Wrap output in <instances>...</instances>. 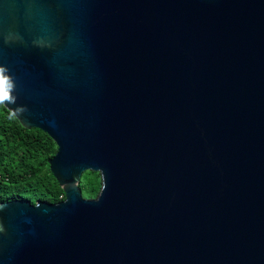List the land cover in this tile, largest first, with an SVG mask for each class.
I'll return each instance as SVG.
<instances>
[{"label": "water", "instance_id": "1", "mask_svg": "<svg viewBox=\"0 0 264 264\" xmlns=\"http://www.w3.org/2000/svg\"><path fill=\"white\" fill-rule=\"evenodd\" d=\"M0 67L64 193L0 264H264V0H0Z\"/></svg>", "mask_w": 264, "mask_h": 264}, {"label": "trees", "instance_id": "2", "mask_svg": "<svg viewBox=\"0 0 264 264\" xmlns=\"http://www.w3.org/2000/svg\"><path fill=\"white\" fill-rule=\"evenodd\" d=\"M7 116L8 110L0 105V202L15 198L31 203L62 200L63 190L48 164L57 150L55 142L42 130L27 129L18 119L10 121ZM79 186L84 197H95L101 187L100 174L84 171Z\"/></svg>", "mask_w": 264, "mask_h": 264}, {"label": "clouds", "instance_id": "3", "mask_svg": "<svg viewBox=\"0 0 264 264\" xmlns=\"http://www.w3.org/2000/svg\"><path fill=\"white\" fill-rule=\"evenodd\" d=\"M5 67H0V105H12L16 103L17 97L13 94L15 91L14 80L6 73ZM28 110L25 106L20 105L15 108H9L7 118L10 121L17 120Z\"/></svg>", "mask_w": 264, "mask_h": 264}]
</instances>
